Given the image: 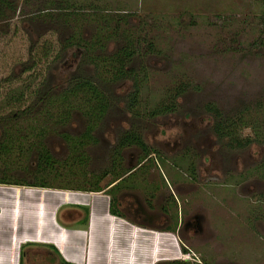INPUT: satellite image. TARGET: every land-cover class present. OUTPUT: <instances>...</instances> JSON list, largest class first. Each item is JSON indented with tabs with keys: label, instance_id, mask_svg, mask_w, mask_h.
I'll return each mask as SVG.
<instances>
[{
	"label": "rangeland",
	"instance_id": "rangeland-1",
	"mask_svg": "<svg viewBox=\"0 0 264 264\" xmlns=\"http://www.w3.org/2000/svg\"><path fill=\"white\" fill-rule=\"evenodd\" d=\"M78 1V5L64 6L60 0H0V86L8 85L3 82L6 78H13L14 91L28 94L23 87L31 84L35 86L30 89L34 101L48 88L57 91L55 87L65 86L73 73L78 75L82 70L93 74L91 67L82 64V49L67 45L72 29L91 39L100 30L102 20L95 16L89 19V15H130L122 24V39H103L102 43L108 53L125 40L134 46L136 55L130 66L144 79L142 104L135 110L126 105L134 90L132 78L109 86L107 93L115 103L96 125V141L85 145L89 161L75 168L76 175H81L77 180L83 185L84 175L94 179V175L101 174L100 186L109 191L116 176L114 168L129 170L138 166L144 156L136 145L117 152L121 136L135 131L153 152L145 162L147 185L142 176L134 185L130 176L121 183L126 184L123 189L116 190L118 200L124 198L128 204L134 199L128 200V195L137 194L141 204L149 207L152 202L149 208L155 213L167 208L170 217L157 218L159 225L175 226L181 250L186 249L182 259L188 254L191 264H264V0ZM66 8L87 12V18L82 22L72 15L65 24L57 15ZM114 27L115 23H111L109 31ZM35 58L42 59L39 68L23 72ZM163 103L174 104V111L156 116L149 113ZM210 104L224 117L245 116L248 124L241 133L259 136L260 141L243 148L226 146L215 132ZM34 112L30 119L20 120L19 131L33 125L28 131L34 136L41 127L55 128L45 123L47 111ZM86 123L81 114L73 111L65 124L47 133L44 141L60 161L62 173L72 154L60 133L78 136L86 130ZM34 163L33 156L19 162L30 168ZM19 167L12 168L10 174L20 179L26 171ZM51 182L54 186L70 185L64 178ZM71 184L78 186L76 181ZM150 190L155 193L151 200ZM43 197L53 206L72 201L87 203V213L92 203H109L107 198L88 193L40 189L24 190L17 206L0 200V264H19L21 245L29 241H55L62 252L87 254L85 245H79L78 240L69 242L72 230L61 222L63 240L58 231L60 224L55 217L53 221L49 219L46 204L42 208ZM177 208L181 209V220ZM138 218L146 220V216ZM102 223L104 226L96 234L97 245L104 247L99 252L107 256L109 248L115 253L117 245L127 244V253L132 250L131 264H139L140 236L132 232L123 237L125 228H129L123 220L105 218ZM120 236L123 244L119 243ZM76 237L86 240L87 235L74 233L72 238ZM152 246L153 242L143 252L144 264L158 261L163 253L161 244L154 249ZM36 249L26 250L25 264H52L49 249ZM88 250L92 253V249ZM121 252L120 263L128 264L130 253L125 260L124 249ZM164 262L167 261L159 264ZM87 263L88 259L81 262Z\"/></svg>",
	"mask_w": 264,
	"mask_h": 264
},
{
	"label": "trees",
	"instance_id": "trees-1",
	"mask_svg": "<svg viewBox=\"0 0 264 264\" xmlns=\"http://www.w3.org/2000/svg\"><path fill=\"white\" fill-rule=\"evenodd\" d=\"M60 2L63 4L65 3L64 6H75L80 4L78 0H60ZM69 9L70 8L63 9L57 15V18L62 16L63 23L68 24L71 21L70 19L72 18V15H75L74 18L77 17L81 21L87 18V12L81 13ZM93 16L102 20V24H99L100 30L92 35L91 39L78 35L74 29H72V33L67 39L68 46L74 45L82 49V64L91 67V72L93 74H84L85 72L82 70L78 75L73 73L65 86H62L61 88L55 87L57 90H54L55 92L48 88L45 94L37 96L34 101L31 97L33 91H30V89L35 86H31V84L23 87L26 91L28 90V94L25 92L18 93V91H14L15 83L13 78H6L3 81L4 83H8V85L6 84L5 86L7 88L6 92H4V85L0 86V183L89 191H101L105 189L100 186L103 175H94V179H87V175H84L85 181H83L82 185L81 181L77 180V177H81V175H76L75 168L88 163V157L84 152L85 145L89 142L96 141L93 135L96 125L115 103L113 96L107 93L109 86L118 81L132 78L134 82V90L129 95L126 105L130 109L135 110L142 104L140 91L144 79L139 77L140 72L134 70L130 66L132 59L136 55L132 43H128V40L123 39V41L125 40L126 42L112 53H108L102 43L103 39H115L120 41L123 36L122 24L127 22V18L130 15L99 12V14L89 15L88 17L91 19ZM95 20L98 22L97 19ZM111 23H115L112 32L109 31ZM41 62L42 59L35 58L32 60L30 66L24 67L23 72L30 71L33 68H39L38 65H40ZM31 77L32 76L29 78ZM27 99H30V103ZM17 106L25 108L16 109ZM174 109V104L167 105L166 103H163L149 113L152 116H156L167 113L168 111H174ZM34 110L36 114L43 113V110L47 111V116L44 118L45 123L55 125V128L53 126L50 128L46 126L41 127L39 134L34 133V136L28 131L33 125H30L29 128H25L23 131H19L18 126L20 120L30 119V115H33ZM208 110L214 114L216 120L214 127L215 132L219 139L223 141V143L225 142L226 146L243 148L256 143L258 140L260 141V138H258L259 136L250 137L241 133L248 124L245 116L241 115L237 118H232L230 116L224 117L222 112L214 104H210ZM73 111H77L81 114L87 122V128L78 136L71 135L64 131L60 133L68 143L72 154L70 155V159L66 161V164L63 165L64 173H62L59 167V164H61L60 161L51 153L44 140L48 132L52 130L55 131L56 127L65 124L66 119ZM132 145L140 147L144 153V156L141 157V161L138 163V165H141L138 167L136 166V168L134 167L129 170L124 169L122 171H120L121 169L119 168H114L113 172L116 173V176L109 184V186H111L116 183L109 190V192H111V212L114 215L123 217H125V215L118 210L119 200L115 195L116 190H120L123 185L121 183L128 179L132 174H136L138 171H140L142 175H147L145 162L153 153L151 148L142 138L141 134L135 131H127L121 136L119 150H117V152L120 153L121 149ZM12 155L15 156L12 157ZM29 156H33L34 158L35 166L33 168L19 164L20 160L28 158ZM120 159L121 158L117 160ZM117 164L120 163L117 162ZM16 166H20L19 169H24L26 171L24 177L19 179L10 174V170L16 168ZM57 178L68 180L70 185L54 186L51 181H55ZM75 181L78 183V186H73L71 184ZM151 197H153V195ZM151 197L148 199L151 200ZM152 206V202L150 201L149 207ZM47 249L51 252V256L49 255V261L52 264H72L61 256L56 247L47 245ZM183 250L184 253H186L184 247ZM21 264H25L23 260H21ZM164 264L191 263L188 259H175L164 262Z\"/></svg>",
	"mask_w": 264,
	"mask_h": 264
},
{
	"label": "crops",
	"instance_id": "crops-1",
	"mask_svg": "<svg viewBox=\"0 0 264 264\" xmlns=\"http://www.w3.org/2000/svg\"><path fill=\"white\" fill-rule=\"evenodd\" d=\"M148 175V174H147ZM146 174H141V172H137L136 174H132V182H134V185L137 184L140 180V176H142V182L144 185H147L146 181ZM139 177V178H138ZM163 177L165 179V182L169 184V181L167 180L166 176L163 174ZM130 178V177H129ZM143 178L145 180H143ZM131 183V182H130ZM114 183L113 185H115ZM138 186V185H137ZM155 188H157L155 186ZM26 189H40V190H55L58 192L62 193H72V192H78V193H88L91 194L92 196H100L102 198H107L109 200V203L106 202H99L98 205L97 203H92L90 206L91 210L89 213L86 212V207H89L87 203H81L79 201H72L70 202H64L62 204H58L57 206H53L49 200L45 199L43 197L44 203L42 205V208L45 209V204L47 205V209L49 211V219L53 221V218L55 217L56 222L60 224L61 222L66 225L67 230H72V235L71 239L69 242L74 239L78 240L79 245H85L84 249H86L87 254H84V251L82 253H76V254H70V253H65L64 251L62 252L60 246L55 242V241H50L49 243H42L38 241H29L21 245V250H20V261L19 264H21V260H23V257H25L27 251L29 249L36 248L38 247H46L47 245H51L56 247L61 256L68 262L72 264H81L82 261H86L88 259L87 264H122L120 263V257L122 255L121 250L124 249V255L125 260H128V255L129 260L128 264H131V252L132 250L127 253L126 246L127 244H123L122 242V236L124 235L126 237L129 236L130 233H137L140 236V263L139 264H144L143 263V256H144V250L145 248H148V245L153 242L152 249L155 248L156 244L157 246L161 244V247L163 249V253L160 258H158L155 262V259L151 264H159L162 261H170V260H175V259H182V255L184 253L183 247L181 250L180 242L181 240L179 239V234L177 230L175 229V226L171 225H164L163 226L159 225L161 224L159 220L153 219L154 215L156 217L160 216L161 218H167L170 217V214L167 212V208H162L158 213H155V209H150L147 207V205H143L144 211L143 213L146 216L145 219H139L138 217H141L142 214H135V215H128L127 213L122 210V206H118V210L121 211L125 217L119 216V215H114L111 212V194H109L108 187L101 190V191H89V190H80V189H63V188H58V187H37V186H30V185H20V184H9V183H0V200L5 203H15V205H19V201L21 199L22 193ZM123 189V188H122ZM152 190L149 191V193ZM131 192V191H129ZM7 193V194H6ZM155 193L153 192L149 197L154 195ZM137 198V194L135 195ZM48 199L50 197H47ZM152 198V197H151ZM39 199V197H38ZM179 203V207H180ZM96 210V211H95ZM174 210H176V205ZM181 220V209L179 210L177 208ZM158 215V216H157ZM138 216V217H137ZM105 218H110V219H120L123 220L124 223L127 224L129 227L128 229L125 228L124 234L120 236V242L121 244L117 245L118 248L115 251L108 249L107 256H105L104 252L100 253L99 251L103 249L101 245L98 246L96 242V234L100 233V230L102 226H104L105 223H102V220H105ZM150 218V219H148ZM167 219L166 221H168ZM176 224V223H175ZM58 230V228H57ZM60 235L64 240V234L62 226L60 224L59 230ZM86 232L85 234L82 232ZM74 233H79L80 235H87L86 240H81L80 238H72ZM172 238H170V237ZM66 238V236H65ZM147 239V242L145 243V240ZM152 239V242H151ZM90 242L92 244H90ZM125 245V246H124ZM172 245V248L170 249V246ZM176 245V246H175ZM179 245V246H177ZM177 250H174L173 247ZM179 247V248H178ZM92 249V253H89L88 249ZM131 248H133V243L131 245ZM173 251V255L169 252ZM175 252V253H174ZM178 252V253H176ZM171 254V255H169ZM172 256V257H171ZM84 258V259H83ZM14 261V257L11 260V263ZM126 262V261H125Z\"/></svg>",
	"mask_w": 264,
	"mask_h": 264
},
{
	"label": "flooded vegetation",
	"instance_id": "flooded-vegetation-1",
	"mask_svg": "<svg viewBox=\"0 0 264 264\" xmlns=\"http://www.w3.org/2000/svg\"><path fill=\"white\" fill-rule=\"evenodd\" d=\"M141 164H139L138 166H140ZM137 166V167H138ZM136 168V167H135ZM135 170V169H134ZM129 197H127L128 198V200H129V198H134V199H132L128 204H125L124 202H125V199L124 198H121L120 200H119V204H121V206H122V210H123V208H124V210L125 211H127V212H136L137 214H142V216L143 215H145L144 213H143V205L141 204V202L139 201V199L136 197V196H132L131 194L130 195H128ZM136 198V199H135ZM151 208V207H150ZM141 210V211H140ZM131 214H133V215H135V213H131ZM158 214H159V211H158ZM158 216V215H157ZM153 219H157V218H161L160 216H158V217H156L155 215H154V217H152Z\"/></svg>",
	"mask_w": 264,
	"mask_h": 264
},
{
	"label": "built area",
	"instance_id": "built-area-1",
	"mask_svg": "<svg viewBox=\"0 0 264 264\" xmlns=\"http://www.w3.org/2000/svg\"><path fill=\"white\" fill-rule=\"evenodd\" d=\"M186 258L188 259V254H187V255L185 254V259H186Z\"/></svg>",
	"mask_w": 264,
	"mask_h": 264
}]
</instances>
